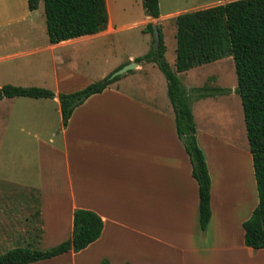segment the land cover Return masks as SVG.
Here are the masks:
<instances>
[{
  "label": "crops",
  "instance_id": "obj_1",
  "mask_svg": "<svg viewBox=\"0 0 264 264\" xmlns=\"http://www.w3.org/2000/svg\"><path fill=\"white\" fill-rule=\"evenodd\" d=\"M164 1L159 0V19L146 16L143 25L227 2ZM42 7L31 11L28 0H0V87H38L56 95L0 101L12 102L13 113L3 123L14 129L10 138L16 139L18 150L17 174L8 181L39 193L38 201L22 204L38 209L30 218H39L40 242L47 248L72 236L77 209L98 214L104 229L78 253L32 264H264V250L245 243L244 223L259 203L256 180L251 202L241 188L250 170L238 154L223 153L216 165L209 154L216 139L201 129L197 118V105L218 96L231 95L240 105L237 88H221L229 93L192 106L197 142L211 177L212 216L203 232L199 185L177 133L165 76L154 63L137 64L79 106L64 127L59 94L83 90L136 57L110 61L111 39L125 29L116 28L110 18L103 32L52 44L47 23L35 21ZM175 64L176 59L174 71ZM231 180L235 186L229 185Z\"/></svg>",
  "mask_w": 264,
  "mask_h": 264
},
{
  "label": "trees",
  "instance_id": "obj_2",
  "mask_svg": "<svg viewBox=\"0 0 264 264\" xmlns=\"http://www.w3.org/2000/svg\"><path fill=\"white\" fill-rule=\"evenodd\" d=\"M226 1L183 13L175 18V71L166 61V46L160 26H157L160 34L158 46H153L148 54L136 58L134 62L156 64L167 80L177 133L190 157L193 177L199 185L200 225L205 232L212 216L211 177L205 155L197 142L192 104L229 91L207 87L187 89L181 84L178 74L225 58H233L238 80L236 92L242 101L259 198L258 206L244 223L245 243L254 250H264V0ZM41 3L44 4L47 32L52 44L95 35L108 28V0H28L29 9L36 11ZM142 3L147 17L159 19V0H142ZM155 26L149 23L144 29V33L152 36L153 45ZM111 75L78 92L58 95L64 127L68 126L79 106L120 79V76L110 79ZM19 97L52 99L56 95L48 89L38 87H0V101ZM103 229L104 222L98 214L77 209L74 211L72 236L68 240L45 250L12 249L0 255V264H32L71 251L78 253L96 242ZM39 232L42 235L41 229ZM38 240L41 241L42 236Z\"/></svg>",
  "mask_w": 264,
  "mask_h": 264
},
{
  "label": "rangeland",
  "instance_id": "obj_3",
  "mask_svg": "<svg viewBox=\"0 0 264 264\" xmlns=\"http://www.w3.org/2000/svg\"><path fill=\"white\" fill-rule=\"evenodd\" d=\"M108 1L111 21L114 22L116 28L125 27L111 39L114 53L110 55V61L122 60L125 62L129 56L140 58L148 54L153 46L156 47L155 43L154 45L152 43V36L144 33L146 26L143 25V22L146 19V15L142 0ZM196 1L199 0H193L192 2ZM166 2H163V14H166L168 10V3ZM35 18L37 22L43 19L46 25L43 7L40 12L35 14ZM30 19H28L27 25L30 23ZM154 24L162 29L167 48L165 58L172 68L176 59L177 48L175 20L165 19L161 24ZM111 32L113 31L111 30ZM172 70L174 69L172 68ZM189 72V76L179 78L183 87L187 89L207 87L228 88L233 91L238 87L235 62L232 57L197 67ZM236 97L240 101L239 107L235 103L234 98H231V95L228 94L227 96H218L202 101L197 105V118L201 129L203 128L206 132H210L216 139L210 143L211 149H209L211 160L216 165L218 163L221 164L223 153L238 154L243 161V167L250 170L251 176L247 174V179H244L241 188L252 202L255 174L241 98L238 93ZM12 109L10 100H5L0 105V255L15 248L49 249L38 240L41 228L39 218L36 217L35 220L30 218L33 211L38 209L26 207L25 204H22V202L29 200L38 201L39 193L25 191L23 188L12 184L13 182L8 181L9 177L17 174L16 162L18 158L16 139L14 141L10 138L14 129L11 125L7 128L3 123L13 113ZM16 109L15 107V112L17 111ZM236 183V180L229 181L230 186H235Z\"/></svg>",
  "mask_w": 264,
  "mask_h": 264
},
{
  "label": "water",
  "instance_id": "obj_4",
  "mask_svg": "<svg viewBox=\"0 0 264 264\" xmlns=\"http://www.w3.org/2000/svg\"><path fill=\"white\" fill-rule=\"evenodd\" d=\"M154 34H155V46L157 47L160 42V34L158 31L157 26L154 27ZM137 67L136 62H130L127 65L123 66L121 69L115 71L111 76L110 79H115L118 76L128 73L129 71L134 70Z\"/></svg>",
  "mask_w": 264,
  "mask_h": 264
},
{
  "label": "bare ground",
  "instance_id": "obj_5",
  "mask_svg": "<svg viewBox=\"0 0 264 264\" xmlns=\"http://www.w3.org/2000/svg\"><path fill=\"white\" fill-rule=\"evenodd\" d=\"M109 2V1H108ZM110 8V7H109ZM245 179H247V177L245 178ZM232 182H234V181H232ZM234 184V183H233ZM230 185H231V182H230Z\"/></svg>",
  "mask_w": 264,
  "mask_h": 264
}]
</instances>
